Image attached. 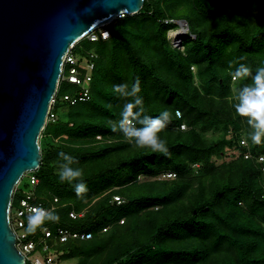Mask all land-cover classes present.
I'll return each mask as SVG.
<instances>
[{
    "label": "trees",
    "instance_id": "obj_1",
    "mask_svg": "<svg viewBox=\"0 0 264 264\" xmlns=\"http://www.w3.org/2000/svg\"><path fill=\"white\" fill-rule=\"evenodd\" d=\"M169 19L187 21L183 50L168 39V30L178 25ZM106 27L108 38L83 37L73 45L79 59L95 54L90 94L71 103L63 95H77L79 86L59 82L52 106L56 120L42 129L40 164L31 172L37 198L46 206L57 198L60 221L42 226L92 233L53 247L60 257L77 258L76 264H264V142L252 143L247 119L234 108L238 88L250 80H232L239 63L253 71L264 66V0H144L137 13ZM186 37L194 42L185 43ZM137 80L147 115L172 114L158 133L168 156L112 131L131 99L118 97L112 86L131 88ZM209 131L217 138L208 140ZM61 151L76 158L73 167L82 170L90 187L77 202L64 195L73 186L59 180ZM142 176L146 179L139 181ZM133 203L125 214L122 207ZM152 210L164 213L152 217L148 241L120 242L117 233L135 230L133 217ZM71 211L82 215L71 217ZM29 235L38 238L39 228ZM231 248L237 259L228 255Z\"/></svg>",
    "mask_w": 264,
    "mask_h": 264
},
{
    "label": "water",
    "instance_id": "obj_2",
    "mask_svg": "<svg viewBox=\"0 0 264 264\" xmlns=\"http://www.w3.org/2000/svg\"><path fill=\"white\" fill-rule=\"evenodd\" d=\"M143 2L0 0V264H26L9 208L22 176L39 167L38 137L64 54L92 29L137 13ZM176 22L188 30L185 19Z\"/></svg>",
    "mask_w": 264,
    "mask_h": 264
},
{
    "label": "clouds",
    "instance_id": "obj_3",
    "mask_svg": "<svg viewBox=\"0 0 264 264\" xmlns=\"http://www.w3.org/2000/svg\"><path fill=\"white\" fill-rule=\"evenodd\" d=\"M232 79L236 81L250 80V83H245L238 88L237 103L234 108L237 115L247 119L252 130L250 132L252 143L259 145L264 142V66L257 67L253 71L250 66L239 63L232 72ZM112 91L120 98H131L121 112V119L113 123L112 131H119L127 142L134 143L140 148H148L152 153L170 155L166 142L160 139L158 133L171 123V112L164 110L155 117L147 115L143 107V98L139 95L138 80L131 85V88L127 83L114 84ZM176 116H180L178 111ZM58 157L62 161L59 163L58 170L60 182L72 185L76 196L83 197L87 193L88 187L82 170L79 167H73L78 164V161L74 156L63 151L58 153ZM29 211L25 229L28 234L35 233L37 228L45 222L58 223L60 221L54 208L33 207Z\"/></svg>",
    "mask_w": 264,
    "mask_h": 264
},
{
    "label": "built area",
    "instance_id": "obj_4",
    "mask_svg": "<svg viewBox=\"0 0 264 264\" xmlns=\"http://www.w3.org/2000/svg\"><path fill=\"white\" fill-rule=\"evenodd\" d=\"M169 21L176 22L173 19H169ZM84 37H86L90 41H96L98 39H106L109 37V30L106 27V25H103L92 29ZM179 44L177 45L179 46ZM173 46H175L174 43ZM72 47L73 45L68 48V50L63 56L59 81L57 83L56 91L48 107L46 122L56 120V114L52 111V106L55 101V95L60 81L65 80L67 82L79 86L77 95H72V94L63 95V98L65 100H69L71 103H73L76 100H83L89 97L90 92H89L88 84L89 81L91 80V70L94 66V63L90 59V57H93L95 54L92 52L89 54L90 55L89 58L79 59L71 51ZM177 111L178 110H176V112ZM180 127L183 129L185 128V125L181 124ZM241 144L245 145L246 141L242 139ZM244 156L247 157L248 154H245ZM261 159L262 157L260 156L259 160ZM28 179L32 187L25 188L20 191L21 196L18 198L17 204L15 206H12V199L15 191H17L19 188L18 184L15 186L13 190L10 208H9V214H8L9 224L15 232L16 246L24 254L25 261L27 262L29 261L30 264H55L54 256L59 255L61 251L53 247L54 243L66 242L69 239L85 240L90 238L92 236V233L89 231L85 232L79 230H71L62 225H58L54 229H50L47 226L39 227L40 235L38 238L36 237V239H34L32 236L26 233L25 229L27 228V217L30 214L29 210L33 207L52 209L55 207L54 202H57V198L54 197L53 203H51L50 206H46L45 204H43L42 200L38 199L37 196L34 194L33 185L37 182L36 176L30 172V174L28 175ZM20 181L18 183H20ZM114 199L119 201V198L117 196H114ZM13 209H14V218H15L14 222L12 215ZM69 215L71 217H76L77 215L78 216L82 215V213L76 214L75 212L71 211ZM18 228L21 229L20 232L18 231ZM51 242H53V244H51ZM36 249L39 255H35L33 258H30L29 255L32 252L36 251Z\"/></svg>",
    "mask_w": 264,
    "mask_h": 264
},
{
    "label": "rangeland",
    "instance_id": "obj_5",
    "mask_svg": "<svg viewBox=\"0 0 264 264\" xmlns=\"http://www.w3.org/2000/svg\"><path fill=\"white\" fill-rule=\"evenodd\" d=\"M176 21V20H175ZM177 27H178V25H176L174 28H172V29H177ZM172 29H169L168 30V32H167V36H168V39H169V41L171 42V44L173 45V41L170 39V36H169V32L172 30ZM189 30H187L185 33H187ZM187 35H189V37L191 36V38H192V35L190 34V33H188ZM191 38H188V37H186L185 39H184V42L185 43H187V44H192L194 41H193V39H191ZM181 50H183L184 49V46L180 43L179 44V46H178ZM191 69L193 70V71H195L196 70V66H192L191 67ZM194 80H195V82H197L198 81V79H197V77H195L194 78ZM233 80V79H232ZM233 81H235V80H233ZM183 129H185V128H183ZM205 137L208 139V140H211V139H213V138H217V135H214V134H212L210 131L209 132H206L205 133ZM41 139H42V130H41V132H40V134H39V137H38V143H39V146H40V141H41ZM219 162L220 161H216V166L218 167V166H220V165H218L219 164ZM200 166V163L198 162V163H195V164H193V167L196 169V168H198ZM30 174V172H28V173H25L23 176H22V179H21V181H20V183H18V186L20 187L19 189L20 190H23V189H25V188H30V187H32L31 185H28L27 187H24V186H26L27 185V182H28V175ZM167 176H169V175H171L170 177H173L174 176V174L173 173H167L166 174ZM144 179H146V178H144L143 176L139 179V181H143ZM95 184V183H94ZM98 184V183H97ZM96 184V185H97ZM134 186H132L131 187V189L133 188ZM90 187H88V191L87 192H90V189H89ZM133 190V189H132ZM136 190V188H134V191ZM130 191V190H129ZM126 193L127 195H128V188H125L124 190H122V193ZM64 195L67 197V198H70V199H72V200H74L75 202H77V200L80 198V197H77L76 196V194H75V192H74V189H68V190H66V192L64 193ZM99 199V198H98ZM97 199V200H98ZM96 200V201H97ZM93 201H95V200H91V203L93 202ZM95 201V202H96ZM95 204V203H94ZM94 204H92V206L94 205ZM135 207V204L133 203L131 206L130 205H124L123 207H122V211L125 213V214H127L128 213V211L130 210V209H133ZM158 208L157 207H153V210H157ZM152 210V212H150V213H148V212H145V213H142V214H139V215H137L136 217H133L135 220H136V228H134L135 230H133V231H128L127 233H126V231H127V228L125 227V231H120L119 233H117V237L119 238V240H121L120 242H122V243H124V242H126L127 241V239H132V240H135L136 241V243H141V242H145V241H148V235L149 234H151L152 232H153V230H154V228L152 227V226H150V224H152V221H153V219H152V217H155V216H161V214H163L164 213V211H161V212H154ZM166 213V212H165ZM12 215H13V222H14V209L12 210ZM133 219V220H134ZM126 223H127V219H126V222H125V225H126ZM130 223V222H129ZM18 231L20 232L21 231V229H19L18 228ZM118 232V231H117ZM126 233V234H125ZM213 243H215V242H213ZM225 244V243H224ZM216 248V247H215ZM224 249V248H223ZM228 250V249H227ZM232 250V251H231ZM223 252L225 253L226 252V249L225 250H223ZM53 253V252H52ZM228 253V255H230V256H232V259H234L235 257H236V259H237V252H236V250L235 249H233V248H231L230 249V251H228L227 252ZM35 255H39V253L37 252V249H36V251H34V252H32L30 255H29V257L30 258H33ZM55 257V259H54V262H55V264H76L77 263V258H75V257H73V258H63V257H60V255H56V256H54ZM97 257V256H96ZM102 257H104V254L101 256V257H97L98 258V261H93L92 263H98L100 260H101V258ZM94 260H96V258L94 259ZM28 264H30V262L28 261L27 262Z\"/></svg>",
    "mask_w": 264,
    "mask_h": 264
},
{
    "label": "bare ground",
    "instance_id": "obj_6",
    "mask_svg": "<svg viewBox=\"0 0 264 264\" xmlns=\"http://www.w3.org/2000/svg\"><path fill=\"white\" fill-rule=\"evenodd\" d=\"M186 30L185 24H182L180 27H177V29H172L169 32L170 39L174 44L180 43V39L182 38V35H185Z\"/></svg>",
    "mask_w": 264,
    "mask_h": 264
}]
</instances>
